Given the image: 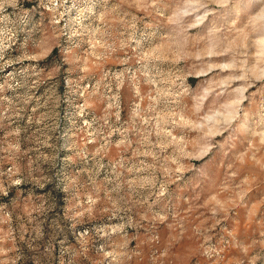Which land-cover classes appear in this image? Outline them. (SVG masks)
Returning <instances> with one entry per match:
<instances>
[{
  "label": "rangeland",
  "instance_id": "374dc122",
  "mask_svg": "<svg viewBox=\"0 0 264 264\" xmlns=\"http://www.w3.org/2000/svg\"><path fill=\"white\" fill-rule=\"evenodd\" d=\"M0 264H264V0H0Z\"/></svg>",
  "mask_w": 264,
  "mask_h": 264
}]
</instances>
